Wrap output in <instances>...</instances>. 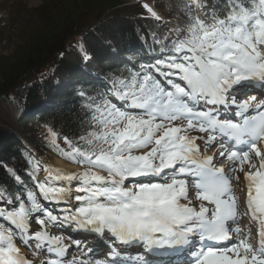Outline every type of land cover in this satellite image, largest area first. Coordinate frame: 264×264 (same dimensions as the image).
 Instances as JSON below:
<instances>
[{
	"label": "snow or ice",
	"instance_id": "snow-or-ice-1",
	"mask_svg": "<svg viewBox=\"0 0 264 264\" xmlns=\"http://www.w3.org/2000/svg\"><path fill=\"white\" fill-rule=\"evenodd\" d=\"M144 55L79 93L82 114L76 134L63 137L67 151L46 129L59 154L85 170L45 166L39 182L40 163L29 158L39 196L57 210L29 187L17 191L16 206L0 208V264H33L22 247L48 257L45 264H85L69 252L88 251L89 237L112 245L111 259L88 264H124L121 245L146 253L133 264H264V0H188L184 17ZM225 161L227 170L218 167ZM49 225L79 235L69 245Z\"/></svg>",
	"mask_w": 264,
	"mask_h": 264
},
{
	"label": "trees",
	"instance_id": "trees-1",
	"mask_svg": "<svg viewBox=\"0 0 264 264\" xmlns=\"http://www.w3.org/2000/svg\"><path fill=\"white\" fill-rule=\"evenodd\" d=\"M95 1L97 0H45L41 7L22 8V10L19 7L16 9L13 5L14 11L24 13L25 19L16 29L11 27L14 29L13 33L11 31L7 33L11 38L14 36L15 40H10L16 47L15 54L11 58L2 59L0 57V193L4 194L2 200L4 202L11 195L13 204H16L15 194L25 187L34 191V184L26 172L29 165L17 160L24 155V150L19 149V147L22 148V145L17 142V139L11 141L13 146L8 152L9 145L6 139L18 135L17 132L21 135L29 133L30 137H24L43 157L50 149V143L44 139L46 129L52 127L57 132L58 142L63 143L65 135L71 138L76 134L77 124L81 118L80 111L71 108L72 104H70L57 110L53 109L47 115L41 116L38 122L28 123L34 119L27 118L25 115L35 108L27 109L28 106L40 101H57V98L53 95L50 96L49 93L51 87L53 90L56 89L53 84L58 78L67 76L70 69L78 70V67L80 68L83 62L92 55L96 65L97 63L101 64L100 51H104L106 54L111 51L112 45L122 40L120 36L128 37L127 35H129V39H135L134 36L137 35L138 39L136 40H142L145 37L153 40L166 34V29L159 23L143 18L148 13L141 4L125 6L131 0L115 1L110 5L104 4L103 11L97 16V7L92 14L88 12ZM103 1L99 0L98 4ZM168 1L173 4L174 9L171 14L177 22L178 19L184 17L186 0H150L148 2L154 3L159 10L169 14ZM114 16L132 19L133 22L128 24L125 21H117L116 32H113L107 27L111 24V18ZM0 28L2 32L6 30L5 27H1V24ZM1 37L4 35L2 34ZM4 38L6 39V37ZM72 41L73 43L70 44ZM69 44L70 47L67 48ZM97 49H100L98 53ZM110 63L112 62L110 61ZM101 66L103 68L98 66L93 69L89 65L87 67L89 73L82 77L84 80L79 79V76L76 78V75H71L73 80L68 88L74 87V83L79 79L80 82L77 81L75 84L82 89L76 93L90 92L88 88L96 87H89L87 83L90 80L87 79L92 78L95 74L100 75L99 71L105 69L104 62ZM104 73L112 74L110 70L104 71ZM79 74L81 76L82 72ZM29 80L31 82L25 87ZM22 85L24 86L22 87ZM69 94L70 92L66 93V98ZM74 97L68 99L72 100ZM24 110L26 111L24 112ZM19 118L23 123H18ZM23 165L24 168L21 169ZM8 169H12L16 175L20 176L21 180L17 181Z\"/></svg>",
	"mask_w": 264,
	"mask_h": 264
},
{
	"label": "rangeland",
	"instance_id": "rangeland-1",
	"mask_svg": "<svg viewBox=\"0 0 264 264\" xmlns=\"http://www.w3.org/2000/svg\"><path fill=\"white\" fill-rule=\"evenodd\" d=\"M14 1V4H12V2ZM17 1V2H16ZM0 0V24H1V27L2 28H6V30H4V32H2L1 28H0V36H2V34L4 35V37H6L7 39V42L4 43V41L6 40L4 37H1L0 38V57L3 59V58H11L14 54H15V51L14 49L16 48L14 45H13V42L10 40V39H14V36L13 38L9 37L7 35V33H9L11 31V33H13V30L16 29L19 24H21L23 22V20L25 19L24 17V13L22 11H15L16 13H14V7L13 5L15 6V8L17 9L19 7V9L22 10L23 9H33V7H36V6H39V5H42L43 2L45 0ZM109 2L107 3L105 0L98 4L99 3V0L95 1L92 6L90 7L89 9V14H92L93 12H95V9L97 7V16H99L101 14V12L103 11V8H104V4L106 5H110L111 3L113 2H117V1H125V0H108ZM145 1H150V0H145ZM41 7V6H40ZM120 20H123L122 18ZM13 27V28H11ZM31 81H27L26 84H25V87L28 86V84L30 83ZM24 85H22L23 87ZM17 131V130H15ZM18 133V136H27V138L30 136L29 133L27 134H24V135H21ZM44 139L46 141H48L46 139V134H44ZM60 147L63 148L65 151L68 150V146L63 142V143H59ZM34 156V155H32ZM31 156V157H32ZM23 158H20V159H17L18 161L20 160H23ZM58 159L62 160L63 162H65L67 165H70V166H73L75 168H78L80 169V171H84L85 169L80 166V165H77L71 161H69L68 159L62 157L58 150H56L53 146H51V149L50 151L48 152V154L46 156H44L43 158H41V160L39 161L40 163V172L38 173L37 175V180L39 182H44L47 177L45 178L44 176H47V174L45 173L44 171V167L45 166H48L49 168L52 167L53 165V162ZM35 161H38L36 159H33ZM52 169V168H51ZM75 185L76 183L73 182ZM39 226L36 224L35 228L34 229H38ZM48 231L49 233L55 235V236H60L62 234H59L57 233V231H55L53 228H49L48 227ZM64 242L67 243L69 241H65L64 237H62ZM71 242V241H70ZM93 248L94 246L92 245L91 247L87 248L88 251H83L85 253H88V254H91L92 251H93ZM24 248L22 247L21 250H23ZM72 254H78V251L77 250H73L72 249ZM28 256V258H30L31 260H34L35 258L36 259H41L43 257V254L41 253H34V252H29L26 254ZM74 257H77L76 255H73Z\"/></svg>",
	"mask_w": 264,
	"mask_h": 264
},
{
	"label": "bare ground",
	"instance_id": "bare-ground-1",
	"mask_svg": "<svg viewBox=\"0 0 264 264\" xmlns=\"http://www.w3.org/2000/svg\"><path fill=\"white\" fill-rule=\"evenodd\" d=\"M213 154V153H212ZM211 154V155H212ZM228 166H229V163L227 164ZM228 166H227V168H228ZM53 170H59V171H61V172H63V173H66V174H78V173H80L81 171H80V169H78V168H75V167H73V166H70V165H67L65 162H63L62 160H60V159H58V160H56L55 159V161L53 162V165H52V167H51ZM29 173L30 172H28V175H29ZM45 178L47 177V176H44ZM75 182V181H74ZM75 183H77V182H75ZM74 184V183H73ZM74 187H75V185H73ZM76 193L74 192L73 193V195H75ZM243 223H244V225L246 224V220H243ZM72 251V250H71ZM134 254H135V257H137V256H139V255H141L142 253L141 252H138L136 249H135V251H134ZM125 257L123 256V253L121 254V256L119 257V260H123Z\"/></svg>",
	"mask_w": 264,
	"mask_h": 264
}]
</instances>
